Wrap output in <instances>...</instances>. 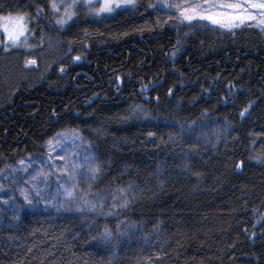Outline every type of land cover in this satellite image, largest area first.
Segmentation results:
<instances>
[{"label": "trees", "instance_id": "trees-1", "mask_svg": "<svg viewBox=\"0 0 264 264\" xmlns=\"http://www.w3.org/2000/svg\"><path fill=\"white\" fill-rule=\"evenodd\" d=\"M52 1L0 0L33 34L0 49V174L64 130L94 169L76 209L0 208V264H264V36Z\"/></svg>", "mask_w": 264, "mask_h": 264}, {"label": "rangeland", "instance_id": "rangeland-1", "mask_svg": "<svg viewBox=\"0 0 264 264\" xmlns=\"http://www.w3.org/2000/svg\"><path fill=\"white\" fill-rule=\"evenodd\" d=\"M184 23L200 21L224 31L251 26L264 36V0H152ZM134 0H53L55 25L64 28L78 13L101 19L131 9ZM23 14L0 15V49L28 47L33 34ZM28 66H34L29 61ZM40 158L19 161L0 174V208H31L36 202L59 211L80 207L77 186L93 171V154L77 131L64 130L44 144ZM79 195V194H78ZM46 198V199H45Z\"/></svg>", "mask_w": 264, "mask_h": 264}]
</instances>
